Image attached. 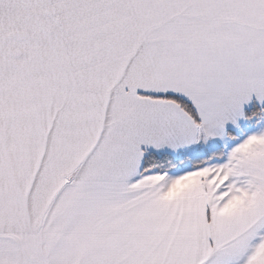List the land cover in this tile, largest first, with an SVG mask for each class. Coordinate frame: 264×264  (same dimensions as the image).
I'll return each mask as SVG.
<instances>
[{
	"label": "snow or ice",
	"instance_id": "1",
	"mask_svg": "<svg viewBox=\"0 0 264 264\" xmlns=\"http://www.w3.org/2000/svg\"><path fill=\"white\" fill-rule=\"evenodd\" d=\"M0 264H264V0H0Z\"/></svg>",
	"mask_w": 264,
	"mask_h": 264
}]
</instances>
